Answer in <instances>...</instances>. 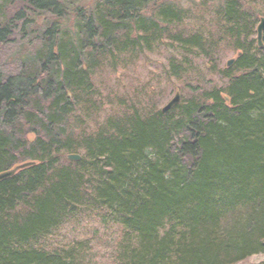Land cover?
Masks as SVG:
<instances>
[{"label":"trees","instance_id":"trees-1","mask_svg":"<svg viewBox=\"0 0 264 264\" xmlns=\"http://www.w3.org/2000/svg\"><path fill=\"white\" fill-rule=\"evenodd\" d=\"M183 1L0 0V172L33 162L0 181V264H93L92 239L46 243L82 213L119 226L109 264L264 253V0H216L196 31ZM166 42L206 58L223 85L172 59L170 74L198 78L190 98L101 119L99 70ZM227 53L236 62L221 67Z\"/></svg>","mask_w":264,"mask_h":264},{"label":"rangeland","instance_id":"rangeland-1","mask_svg":"<svg viewBox=\"0 0 264 264\" xmlns=\"http://www.w3.org/2000/svg\"><path fill=\"white\" fill-rule=\"evenodd\" d=\"M69 7L85 5L95 0H63ZM216 0H184L183 6L189 11L185 21L186 28L196 31L203 24L208 30L213 21V10L216 7ZM263 9V8H262ZM264 10V9H263ZM192 57L195 69L202 74L201 85L214 87L223 85L218 75H212L207 70L208 60L203 56L195 55L181 47H174L170 42L164 44L156 43L152 51L140 56L133 62L118 63L116 67L99 70L94 77L96 90L101 92L103 101L108 102L101 110V119L108 114L119 113L134 103H144V108L152 107L161 109L169 103L176 92H181L182 100L192 96L193 89L190 86L198 85V78L195 74L180 79L170 74V61H184ZM236 57V54H225L220 62L225 67L229 59ZM211 82L209 83V81ZM188 84V85H187ZM192 86V87H193ZM198 92V91H196ZM152 96V98H150ZM125 106L127 108H125ZM32 139V135L29 136ZM74 220V219H73ZM69 221L56 231L53 237L47 240V246H60L63 243L72 242L74 239L89 238L94 240L93 264H109L104 256L107 253V242H111L118 236L119 226L108 225V228L100 227L101 223L96 216L82 213L77 221ZM100 230V234H94ZM105 241V243H101ZM264 261V253H256L248 257L245 263H258Z\"/></svg>","mask_w":264,"mask_h":264},{"label":"water","instance_id":"water-1","mask_svg":"<svg viewBox=\"0 0 264 264\" xmlns=\"http://www.w3.org/2000/svg\"><path fill=\"white\" fill-rule=\"evenodd\" d=\"M257 32H258L257 37H258L259 46L263 47L264 46V41H263V39H264V37H263V34H264V17H262L260 22L258 23ZM235 62L236 61L234 59L228 60V66L234 65ZM181 100H182L181 92H176V94L172 97V99L169 101V103L161 108L162 112L165 114L169 113L170 109L181 104ZM68 157L71 160H80L81 155L79 156L78 154H69ZM30 165H32V163L26 162V163H23L22 165H18L16 167L12 168L11 170L1 172L0 173V181L3 179H7V178L12 177L13 175H15V173L18 170L23 169L24 167H27Z\"/></svg>","mask_w":264,"mask_h":264}]
</instances>
